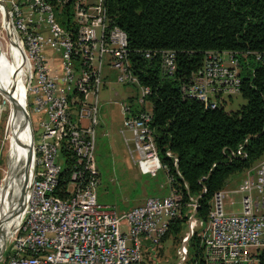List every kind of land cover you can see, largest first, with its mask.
<instances>
[{"label":"built area","instance_id":"2783aa9c","mask_svg":"<svg viewBox=\"0 0 264 264\" xmlns=\"http://www.w3.org/2000/svg\"><path fill=\"white\" fill-rule=\"evenodd\" d=\"M69 4L70 27L60 23ZM5 31L18 46L23 63L25 99L29 119V167L13 210L17 225L9 236L0 264H147L163 249L170 223L181 215V197H151L128 210L101 205L96 169L97 132L101 125V91L112 78L134 87L135 103L144 109L132 116L122 106L124 130L131 134L137 163L159 162L154 134L149 127V90L139 86L127 55V38L110 27L102 0H0ZM4 28V27H3ZM62 56V71L49 68L46 49ZM150 60V55H144ZM259 60L260 57L257 55ZM161 73L173 77L175 55L161 53ZM240 70L233 53L209 52L202 68L180 87L182 97L214 110L239 97ZM10 106V104H9ZM10 109V108H9ZM33 126H37L38 132ZM125 145L128 141L124 139ZM29 145L32 150L29 151ZM68 151L74 166L63 190L60 175ZM238 156L244 157L241 148ZM166 156L177 160L171 152ZM133 155H131V158ZM28 164V161H27ZM22 191L23 196H22ZM62 193V196L59 194ZM217 193L208 222L201 233L204 264H258L264 257V158L248 170L230 194L240 195V211L225 212ZM22 200L21 211L19 200ZM191 221L180 254L194 229L197 210L189 198ZM233 204V203H231ZM201 224V223H200ZM203 225V224H202ZM190 232V233H189ZM184 257H182L183 261Z\"/></svg>","mask_w":264,"mask_h":264},{"label":"trees","instance_id":"16d2710c","mask_svg":"<svg viewBox=\"0 0 264 264\" xmlns=\"http://www.w3.org/2000/svg\"><path fill=\"white\" fill-rule=\"evenodd\" d=\"M102 1L110 27L126 35L139 86L149 90V127L158 159L181 197L180 218L170 223L165 242L184 226L189 198L196 200V219L206 224L213 197L264 158V0ZM59 18L62 26L70 27L69 4ZM165 51L175 55L176 71L170 78L161 73ZM209 52H230L238 60L239 92L246 104L235 112H226L224 103L210 110L182 97L181 85L202 68ZM147 53L150 60L144 57ZM134 103L135 97L126 99L131 115L138 116L144 109ZM239 148L244 157L238 156ZM167 152L175 156L176 167ZM62 155L59 189L75 165L70 152ZM190 246L195 264H204L199 239L193 236ZM258 264H264L263 256Z\"/></svg>","mask_w":264,"mask_h":264},{"label":"rangeland","instance_id":"374dc122","mask_svg":"<svg viewBox=\"0 0 264 264\" xmlns=\"http://www.w3.org/2000/svg\"><path fill=\"white\" fill-rule=\"evenodd\" d=\"M10 42L11 39L1 23L0 46L2 52L7 53L8 58H10L8 54L11 48ZM59 57V55L53 54L55 60ZM19 63L18 66L23 67L20 59ZM135 94L134 87L119 85L112 78L110 82L105 81V86L100 94L102 101L101 125L97 132L95 160L100 179L97 198L101 205L119 207L122 210L140 206L148 198L167 197L172 194L173 190L176 191L172 180L161 168L154 163H137L135 155L132 154L133 146L130 142L132 136L122 126V106L128 97ZM9 104V99L0 92V209H6L7 204L4 205V203L10 202L13 195L12 182L16 173L14 144L17 127L11 116ZM245 104L246 102L240 96L233 98L225 105V111L235 112ZM33 128L37 133V126H33ZM124 139L128 141V146L125 145ZM131 155H133L132 158ZM239 178L231 180L229 188L234 187ZM226 189L223 191L225 192ZM14 200L15 198L11 202ZM231 201L234 204L231 205ZM239 202L240 195H226L223 199L224 211L237 213L240 211ZM182 216L185 221L179 233L167 235L158 257L147 264H195L194 253L190 250V240L194 236L199 239L200 246L202 245L201 233L204 225L200 224L196 217L192 219L193 222L195 220L196 222L190 238L185 243L186 255L182 256L180 250L184 243L183 240L188 234V224L192 216L189 205L186 206V211ZM182 257H184L183 261H181Z\"/></svg>","mask_w":264,"mask_h":264},{"label":"bare ground","instance_id":"6f19581e","mask_svg":"<svg viewBox=\"0 0 264 264\" xmlns=\"http://www.w3.org/2000/svg\"><path fill=\"white\" fill-rule=\"evenodd\" d=\"M1 23L5 30V24L3 23L2 16ZM11 42L16 48L11 44ZM11 42L10 53H8L10 58H8L7 53L2 52L0 46V92L9 99L10 105L14 104L18 106L19 104L22 105L26 95L24 89V70L21 65V67L18 66V64H20L19 59L22 62L18 46L14 44L12 40ZM11 116L14 118L17 127L14 144L16 173L12 182L13 195L10 200L8 199L10 202L7 203L6 201L4 203V205L7 204L6 209H0V230L7 236H9L12 228L17 225L18 218L14 217L12 213L13 210L16 209V202L23 185L25 169L29 167L28 150L24 146L28 145L31 136V130L27 126L23 125V118L21 114L18 112L13 113L11 111ZM13 198H15V200L11 202Z\"/></svg>","mask_w":264,"mask_h":264},{"label":"crops","instance_id":"0c3cea01","mask_svg":"<svg viewBox=\"0 0 264 264\" xmlns=\"http://www.w3.org/2000/svg\"><path fill=\"white\" fill-rule=\"evenodd\" d=\"M1 16H2V15H1ZM11 44L13 45L12 42H11ZM13 46H14V45H13ZM14 47H15V46H14ZM15 48H16V47H15ZM53 54H54V55H55V54H56V55H59L60 57H59L57 60H55V59L53 58ZM44 56H45V58H46V60H47V62H48L49 68L61 72V70H62V65H61V63H62V56H61L60 53L55 52V51L51 50L50 48H48V49H46ZM100 120H101V119H100ZM244 175H245V174H244ZM244 175L241 176V177L239 178L238 182L236 183V185H235L234 187H230V188H229L230 183L227 185V187H226L227 189H226L225 192H229L228 195H234V194H230V192L233 191V190H235V189L238 187V185L240 184V182H241L242 179L244 178ZM228 195H227V196H228ZM231 203H233V202L231 201ZM233 204H234V203H233ZM231 205H232V204H231Z\"/></svg>","mask_w":264,"mask_h":264},{"label":"water","instance_id":"95a60500","mask_svg":"<svg viewBox=\"0 0 264 264\" xmlns=\"http://www.w3.org/2000/svg\"><path fill=\"white\" fill-rule=\"evenodd\" d=\"M10 110L13 113H17V112L20 113L22 118H23V125L27 126V127L29 126V119H28V116L26 115V112H25L24 108L22 107V105L19 104L18 106H16V105L12 104V105H10ZM31 150H32V147H31V145H29V151H31ZM29 157H30V155H29ZM23 192L24 191H22V196H23ZM22 200L23 199L19 200L20 209L18 210V212L21 211ZM5 243H6V239H5L4 233H3V231L0 230V259L2 258L3 254H4Z\"/></svg>","mask_w":264,"mask_h":264}]
</instances>
